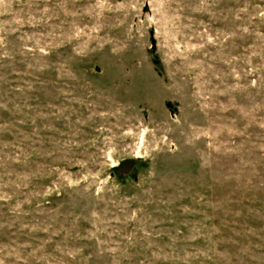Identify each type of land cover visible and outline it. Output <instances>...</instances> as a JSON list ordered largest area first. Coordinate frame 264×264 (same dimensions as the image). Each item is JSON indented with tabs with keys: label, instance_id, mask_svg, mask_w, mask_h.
I'll return each instance as SVG.
<instances>
[{
	"label": "rangeland",
	"instance_id": "rangeland-1",
	"mask_svg": "<svg viewBox=\"0 0 264 264\" xmlns=\"http://www.w3.org/2000/svg\"><path fill=\"white\" fill-rule=\"evenodd\" d=\"M0 264H264V0H0Z\"/></svg>",
	"mask_w": 264,
	"mask_h": 264
}]
</instances>
